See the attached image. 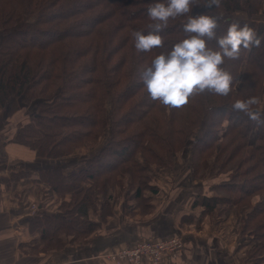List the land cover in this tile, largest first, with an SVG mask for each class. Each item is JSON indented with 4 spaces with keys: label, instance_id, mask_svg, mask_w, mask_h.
<instances>
[{
    "label": "trees",
    "instance_id": "obj_1",
    "mask_svg": "<svg viewBox=\"0 0 264 264\" xmlns=\"http://www.w3.org/2000/svg\"><path fill=\"white\" fill-rule=\"evenodd\" d=\"M155 2L165 0H0V109L13 116L20 103L37 107L32 122L19 127L16 144L40 158L58 160L97 145L107 131L110 136L83 167L37 173L58 196L59 212L49 214L40 207L32 218L30 229L40 234L34 252L58 253L72 242L88 244L100 227L92 214L103 221L113 214L108 203L112 191L115 198L126 197L129 210L148 209L142 214L147 216L159 193L151 170L173 169L176 154L191 149L192 178L208 193L195 197L193 208L202 210L190 213L188 224L199 227L202 216H223L234 209L244 264H264V126L231 109L236 99H262L264 41L224 65L242 82L228 97L198 95L180 109H167L149 99L139 80L164 49L138 53L130 36L132 30L149 31L147 8ZM199 2L190 15L221 16L220 34L238 19L236 14L244 13L241 23L264 37V0H222L211 10L205 0ZM186 21L187 16L169 21L160 33L165 49L184 38ZM127 177L130 186L124 189ZM67 194L74 202L65 199Z\"/></svg>",
    "mask_w": 264,
    "mask_h": 264
},
{
    "label": "crops",
    "instance_id": "obj_2",
    "mask_svg": "<svg viewBox=\"0 0 264 264\" xmlns=\"http://www.w3.org/2000/svg\"><path fill=\"white\" fill-rule=\"evenodd\" d=\"M3 113L0 111V264H110L102 259V255L128 248L139 240L173 234L184 238L185 251L177 262L166 260L165 264H244L245 251L240 248L242 238L238 233L237 219L227 239L222 233L214 231L213 226L208 233H201L209 216H202L199 227L188 224L190 213L197 215L202 210L200 205L193 208L195 197L208 193V190L204 184L192 178L191 151L187 149L175 158L173 169L156 170L157 173H168L169 177L157 182L154 178L153 185L159 188V193L153 198L154 211L149 219L134 218L136 210H129L125 204L117 212V199L111 193L113 199L108 203L113 206V221H110V216L106 221L101 220L99 215L92 216V220L100 227L88 244L69 245L58 253L34 252V248L39 245L40 234L30 229V222L36 216L30 204L43 198L40 191L44 187L37 173L58 167L50 163L54 161H48L47 168L23 169L24 163L39 161L34 150L16 144L15 135L19 126H14L12 130ZM10 135L13 137L9 138ZM3 139L10 142L5 143ZM25 149L32 151L31 154ZM25 152L31 156V161H25L24 155H21ZM10 162L13 164L8 165ZM16 176L22 177L19 180L12 179ZM147 195L152 196L150 193ZM233 211L231 209V212L224 213L217 222L222 226L226 221H231L236 215ZM225 214L230 215V218L226 220Z\"/></svg>",
    "mask_w": 264,
    "mask_h": 264
},
{
    "label": "clouds",
    "instance_id": "obj_3",
    "mask_svg": "<svg viewBox=\"0 0 264 264\" xmlns=\"http://www.w3.org/2000/svg\"><path fill=\"white\" fill-rule=\"evenodd\" d=\"M199 0H165L147 8L151 23L147 33L132 30L130 33L135 50L148 53L161 48L151 60L150 66L139 73V80L150 100L167 109H180L190 98L211 94L228 97L242 82L224 66L227 61L240 59L244 50L259 48L264 37L248 23L233 19L223 34L219 33L222 17L218 15H190ZM208 9H217L222 0H205ZM187 16L182 25L184 38L164 48L160 35L170 20ZM261 98L255 95L236 99L231 104L234 112L242 113L257 127L264 126V110Z\"/></svg>",
    "mask_w": 264,
    "mask_h": 264
},
{
    "label": "rangeland",
    "instance_id": "obj_4",
    "mask_svg": "<svg viewBox=\"0 0 264 264\" xmlns=\"http://www.w3.org/2000/svg\"><path fill=\"white\" fill-rule=\"evenodd\" d=\"M51 14H55V13L54 12H51ZM236 17L238 19H246V14H244V13H238V14H236ZM254 19L255 20H258V21H261L264 18L263 19H260L259 17H255ZM245 75H246V67H242L240 69V76H241L242 79H244V76ZM261 96H262V99L261 100H263V101H262V103H261V105L259 107L261 109H264V87L262 89ZM18 109L19 110H17L16 113L13 116H9L6 110L4 111L3 109H0V111L4 112L3 115H4V118H5V121L8 122V125H10V128L12 130H14V126H17V127L19 126L20 127L21 125H24V124H27V123L32 122V120L34 119L33 117L36 115V111H37V107H36L35 104L34 105H28V106H26V105L20 103ZM12 137H13L12 135L9 136V138H12ZM15 137H16V135H15ZM109 139H110L109 131H107L102 136V139L100 140V142L97 145H94L93 147H89V148L88 147H83V148H80V149H75L73 153L68 154V156L66 155V157H64L62 159H58V160L40 158L38 156V154L36 153V151H34L35 154H36V156H37V159H38L37 161H39V162H34V163H31V164L24 163V165L22 166V168L23 169L31 170V169H37V167H39L40 169H43V168H47L46 165L48 164V161H54V162H50V163L56 164V166L58 168L62 169L65 172H70L73 169L81 168L83 166V164L85 163V161L88 158L96 155L101 150V148L106 145L105 143ZM3 140H4L5 143H6V141L10 142L8 139H6V140L3 139ZM90 146H92V145H90ZM30 150H26V151H29L30 152ZM187 150H190L191 151V149H187ZM31 152H30V154H31ZM218 152H219V149L216 150V153H218ZM180 153H177L176 156H175V158L178 157L180 155ZM21 155H24L25 161H31V156L27 152L22 153ZM191 157H192V153H191ZM137 159L140 161V163H144V160L142 159V154L141 153H138ZM210 159H212V158H210ZM174 162L176 163V159H175ZM108 163H109V161H105V165L108 164ZM175 163H174V166H175ZM11 164H13V163L10 162L8 165H11ZM191 164H192V162H191ZM46 170H48V169H46ZM166 172H168V171H166ZM151 175L153 176V178L156 179V182L159 181V180H161L162 178L169 177V174L168 173H157L154 170H151ZM170 175H172V173H170ZM40 183H42V182L40 181ZM124 183H125L124 189H127L130 186V182H129V178L128 177L124 180ZM42 184H43L44 187H42V189H41L40 192H42L43 198H40L39 199L40 201H38L36 203L30 204V207L31 206L33 207L34 205L37 206V205H39L37 203H40L39 206L41 207V209L43 208V210H45L47 213H49V214L58 213L59 212L58 211L59 209H57L58 208V204H59V203L57 204V202H59L58 201V199H59L58 196L51 190V188L47 184H44V183H42ZM87 185L91 186L90 183H88ZM45 193H51L50 194L51 197H50V195L45 196L44 195ZM112 194L113 195L115 194L114 191H112ZM54 195L56 196V198H55ZM114 198H115V196H114ZM65 199H67V201H69L71 203H72V201L74 202V199L72 198L71 194H67L65 196ZM116 199H117V202H116V206H117L116 207V211L119 212L120 209H122L123 208V205L125 204L124 199H126V197H120L119 199L118 198H116ZM255 201H256V199H255ZM99 203H102L101 200H99ZM55 204H56V206H55ZM147 210L148 209L142 208L141 205H140V207L137 208V212L133 214L134 218H136V219H145V220H147V218L149 219V217L152 215V213H153L154 210L151 209V210H149V214L147 216H142L143 212L144 213H147L148 212ZM92 216L95 217L93 214H92ZM215 216L216 217L209 216L208 221L203 226V229H202L203 231L201 230V233L202 234L208 233L210 231L211 227L213 226L214 227V231H216L218 233H222V235L224 237H226V239H227L228 236L230 235V230L232 228V225H234V223L236 222V219L239 222L238 218H236L237 215L233 216L231 218V221H229V222L226 221V223L224 225H222V226L217 222V220L221 219L222 217L221 216H218L216 214H215ZM224 216H225L224 218H226V220L228 219L227 217L230 218V215L226 216V214H225ZM110 221H113V217L110 218ZM116 222H117V219H116ZM215 224H216V227H215ZM97 232H95L91 236V238ZM138 242H135L134 245H136V243H138ZM72 243H73L72 246H77V245L79 246V243H75V242H72ZM134 245H131L129 247H134ZM129 247L128 248L126 247V248H123V249H129ZM120 250H122V249H120ZM108 254H111V253H108ZM108 254H105V255H108ZM105 255H102V259H105L106 261H109V260H107L105 258ZM109 262H110V264H116V263H113L111 261H109Z\"/></svg>",
    "mask_w": 264,
    "mask_h": 264
},
{
    "label": "built area",
    "instance_id": "obj_5",
    "mask_svg": "<svg viewBox=\"0 0 264 264\" xmlns=\"http://www.w3.org/2000/svg\"><path fill=\"white\" fill-rule=\"evenodd\" d=\"M39 210L38 205L32 207L35 215ZM185 247L183 237L176 236L152 242L140 241L134 247L111 252L105 258L116 264H165L166 260L177 262Z\"/></svg>",
    "mask_w": 264,
    "mask_h": 264
}]
</instances>
